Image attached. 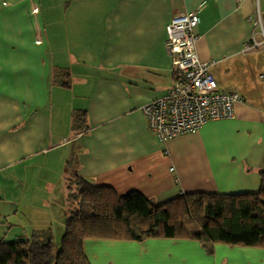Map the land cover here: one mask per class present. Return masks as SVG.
Masks as SVG:
<instances>
[{
  "label": "crops",
  "instance_id": "1",
  "mask_svg": "<svg viewBox=\"0 0 264 264\" xmlns=\"http://www.w3.org/2000/svg\"><path fill=\"white\" fill-rule=\"evenodd\" d=\"M191 11L200 19L198 59L211 64L222 93L241 101L234 119L161 142L140 109L172 87L166 25ZM257 16L264 22V0H0V241L46 229L54 243L63 236L65 183L75 175L156 204L256 193L264 168L261 36L247 48ZM78 114L82 130L73 124ZM212 248L188 238L84 244L90 264H264L262 248Z\"/></svg>",
  "mask_w": 264,
  "mask_h": 264
},
{
  "label": "trees",
  "instance_id": "2",
  "mask_svg": "<svg viewBox=\"0 0 264 264\" xmlns=\"http://www.w3.org/2000/svg\"><path fill=\"white\" fill-rule=\"evenodd\" d=\"M85 114L73 120L84 128ZM260 189L244 194H185L156 204L140 192L118 195L81 176L66 179L68 212L57 248L52 231L22 242L0 241V264H90L86 240L143 242L192 239L209 253L216 244L264 249V168Z\"/></svg>",
  "mask_w": 264,
  "mask_h": 264
},
{
  "label": "built area",
  "instance_id": "3",
  "mask_svg": "<svg viewBox=\"0 0 264 264\" xmlns=\"http://www.w3.org/2000/svg\"><path fill=\"white\" fill-rule=\"evenodd\" d=\"M199 21L197 11H191L178 14L166 25L172 87L166 95L140 109L148 130L161 142L194 132L209 121L234 119L235 105L241 101L236 93H222L209 71L211 64L198 59L195 30ZM249 21L255 33L247 49L264 45V22L259 16ZM256 34L261 36V44L256 41Z\"/></svg>",
  "mask_w": 264,
  "mask_h": 264
},
{
  "label": "rangeland",
  "instance_id": "4",
  "mask_svg": "<svg viewBox=\"0 0 264 264\" xmlns=\"http://www.w3.org/2000/svg\"><path fill=\"white\" fill-rule=\"evenodd\" d=\"M61 224H59V221L58 220H56V223L53 225V229L56 231L58 228H60L61 226H60ZM64 228H65V224H64ZM61 237L62 236H58V240L56 239V242L55 243H57L56 244V247L58 248L60 245H59V241H60V239H61Z\"/></svg>",
  "mask_w": 264,
  "mask_h": 264
}]
</instances>
